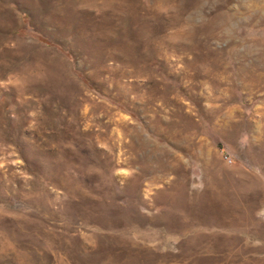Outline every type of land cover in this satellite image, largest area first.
Here are the masks:
<instances>
[{"label": "rangeland", "instance_id": "374dc122", "mask_svg": "<svg viewBox=\"0 0 264 264\" xmlns=\"http://www.w3.org/2000/svg\"><path fill=\"white\" fill-rule=\"evenodd\" d=\"M0 264H264V0H0Z\"/></svg>", "mask_w": 264, "mask_h": 264}]
</instances>
